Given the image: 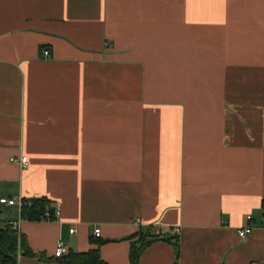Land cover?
Segmentation results:
<instances>
[{
  "label": "crops",
  "instance_id": "obj_1",
  "mask_svg": "<svg viewBox=\"0 0 264 264\" xmlns=\"http://www.w3.org/2000/svg\"><path fill=\"white\" fill-rule=\"evenodd\" d=\"M13 197L57 208L29 221L0 204L52 259L58 241L96 248L98 228L105 264H130L132 236L161 227L177 256L157 241L139 264H264V0H0Z\"/></svg>",
  "mask_w": 264,
  "mask_h": 264
},
{
  "label": "trees",
  "instance_id": "obj_2",
  "mask_svg": "<svg viewBox=\"0 0 264 264\" xmlns=\"http://www.w3.org/2000/svg\"><path fill=\"white\" fill-rule=\"evenodd\" d=\"M23 205L20 209L22 219L29 221L53 220V208L50 201L45 197L21 199ZM49 212V216H45ZM0 224V264H17L20 256L37 259L40 262L49 263L57 260L60 264H105L100 256L99 247L105 240L90 236V240L96 244V248L86 252H74L68 250L61 257L54 259L47 257L45 253L35 254L27 244L24 235L13 229L9 221H1ZM151 228L140 229L132 238L129 251L130 264H139L140 257L144 250L157 241L169 242L173 245L175 255L178 252L177 236H170L169 233L163 236L153 235Z\"/></svg>",
  "mask_w": 264,
  "mask_h": 264
},
{
  "label": "built area",
  "instance_id": "obj_3",
  "mask_svg": "<svg viewBox=\"0 0 264 264\" xmlns=\"http://www.w3.org/2000/svg\"><path fill=\"white\" fill-rule=\"evenodd\" d=\"M44 56H46L48 54V51H44L43 52ZM11 162L17 163L21 168H25L27 166V157L22 155L19 159H15V158H11L10 159ZM0 204L3 205H7V206H11V205H17L19 208L22 207L23 202L21 199L19 198H2L0 199ZM53 215L56 216L58 215V211L57 208H53ZM45 216H49V212H46ZM247 220H250V217H247ZM10 224L12 225L13 229H17V223L14 221H11ZM264 228V226H263ZM151 233L153 235H157V236H163L164 234H167V232L161 228V227H154L151 228ZM253 226L248 222L244 227L240 228L237 230V234L240 238H245L248 234H250L253 230ZM179 230L178 229H174V234L177 233ZM70 233H74V230L71 229ZM100 234V230L98 228H95L93 230V236L94 237H98ZM66 253V248L65 245L61 242L58 241L56 243L55 249H54V256L55 257H61L62 255H64Z\"/></svg>",
  "mask_w": 264,
  "mask_h": 264
},
{
  "label": "rangeland",
  "instance_id": "obj_4",
  "mask_svg": "<svg viewBox=\"0 0 264 264\" xmlns=\"http://www.w3.org/2000/svg\"><path fill=\"white\" fill-rule=\"evenodd\" d=\"M5 213L8 214V212H5L3 209L0 210V218H4L5 217Z\"/></svg>",
  "mask_w": 264,
  "mask_h": 264
}]
</instances>
